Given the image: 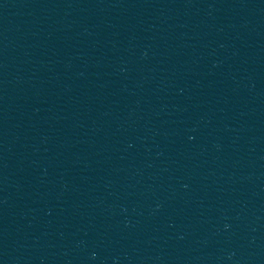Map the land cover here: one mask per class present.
Listing matches in <instances>:
<instances>
[{"label": "water", "instance_id": "95a60500", "mask_svg": "<svg viewBox=\"0 0 264 264\" xmlns=\"http://www.w3.org/2000/svg\"><path fill=\"white\" fill-rule=\"evenodd\" d=\"M0 264H264V0H0Z\"/></svg>", "mask_w": 264, "mask_h": 264}]
</instances>
